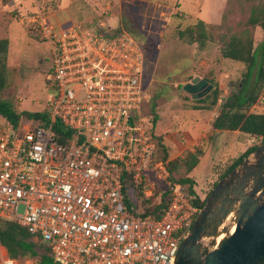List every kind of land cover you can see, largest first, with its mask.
I'll use <instances>...</instances> for the list:
<instances>
[{
	"label": "built area",
	"instance_id": "built-area-1",
	"mask_svg": "<svg viewBox=\"0 0 264 264\" xmlns=\"http://www.w3.org/2000/svg\"><path fill=\"white\" fill-rule=\"evenodd\" d=\"M52 2L34 0L19 18L50 43L53 96L43 124L14 129L0 116V217L49 244L51 264H174L201 207L157 156L143 113L145 51L100 19L56 25ZM56 122L70 134L56 133ZM250 136L252 146L263 142ZM158 184L171 200L160 217L143 214ZM0 264L38 263L0 245Z\"/></svg>",
	"mask_w": 264,
	"mask_h": 264
},
{
	"label": "rangeland",
	"instance_id": "rangeland-1",
	"mask_svg": "<svg viewBox=\"0 0 264 264\" xmlns=\"http://www.w3.org/2000/svg\"><path fill=\"white\" fill-rule=\"evenodd\" d=\"M33 1L0 0V38L10 40L7 62L9 86L0 97L10 101L19 111H46L53 96L50 43L43 41L35 30L19 20L33 11ZM186 1H190L196 10L199 7V17L183 9ZM260 2L263 0H58L51 3L49 14L56 25L63 27L83 19H100L111 30L123 28L145 37L151 52L145 80L149 99L144 103L143 113L151 121L152 133L163 137L167 130L194 129L197 128L196 121L204 119L199 131L209 137L213 130L208 124L211 110L202 108L201 118V114L196 116L199 111L196 107L209 106L212 98L200 102L199 96L190 93L184 86L195 76H201L210 80L214 88L220 89V99L224 100L244 84L246 64L223 57L221 49L231 35L241 34L246 29L253 38V48L256 49L264 41V29L248 22L252 8ZM191 5L186 4L185 8L189 11ZM199 21L207 25V38L203 44L180 38V30ZM258 69L259 63L254 67L249 86L254 83ZM192 75L193 78H190ZM214 88L207 94L212 95ZM221 103L218 101L214 108H219ZM251 110L264 112V87ZM155 115L158 117L156 123ZM37 123L36 120L23 118L21 126ZM206 138L198 147L204 149L205 155L210 145V153L197 172L187 173L184 166L174 172L177 178L192 174L196 182L194 187L201 198H206L214 183L242 153L243 142L246 148L252 146V137H243L237 131H229L225 136L215 134L210 140ZM171 156L170 160L177 157L176 153ZM131 203L136 206V201Z\"/></svg>",
	"mask_w": 264,
	"mask_h": 264
},
{
	"label": "trees",
	"instance_id": "trees-1",
	"mask_svg": "<svg viewBox=\"0 0 264 264\" xmlns=\"http://www.w3.org/2000/svg\"><path fill=\"white\" fill-rule=\"evenodd\" d=\"M3 1L9 2L11 0ZM248 22L254 26L259 25L264 29V0L252 8ZM127 31L134 35L139 41L148 59L151 46L146 44L145 37H140L139 34L132 30ZM179 36L191 43L198 42L203 44L207 38V25L204 21H199L180 30ZM221 52L222 56L225 58L246 64V81L238 90L232 91L224 100L222 99V103L218 108V115L215 117L212 127L218 130H238L244 133L254 134L261 136L264 141V112L251 110L252 106L259 98L261 88L264 87V41H262L256 49L253 48V38L249 30L246 29L241 34L231 35L229 40H227L226 44L222 47ZM8 53L9 38H0V94L9 86ZM257 63H259L258 72L256 73L254 83L249 86V79L253 77L254 67ZM190 78H193V75ZM207 81L210 83V80ZM209 98H212L209 106L199 105L196 109H215L214 106L217 105L220 99V89L216 87L212 95L203 94L199 96V101L206 102ZM0 116L7 120L14 129H17L21 125L23 118L33 119L41 124L45 123L48 117V110L19 111L10 101L0 97ZM157 118V115H155L154 123H156ZM55 131L58 134H63L65 137L70 134V131L64 129L60 122H56ZM154 140L157 144L158 158L168 161L167 165L171 174V179L174 182L180 183L183 187H186L187 194L195 196L194 202L199 207H203L211 191L206 198H201L194 187L196 182L193 177L186 175L177 178L174 172L177 171L179 167L184 166L187 173H190L200 162L204 154V149L199 147L194 152L187 153L184 158L170 160V149L165 144L164 137L155 135ZM60 141H64V139H60ZM257 146L258 145L250 146L241 153L219 179L224 177L240 162L247 158ZM217 182L218 181L214 183V186ZM131 186L132 181L128 179L125 187L128 189V187ZM157 187L152 197L142 201L143 214H152L156 217H160L167 208L172 197V192L169 188H165L161 184H158ZM132 210L135 212L137 211L136 207H132ZM0 244L8 250L13 258L19 260L33 258L38 264H51L53 261L50 245L44 242L43 239L38 237L35 233L31 232L26 226L15 220L0 217Z\"/></svg>",
	"mask_w": 264,
	"mask_h": 264
},
{
	"label": "water",
	"instance_id": "water-1",
	"mask_svg": "<svg viewBox=\"0 0 264 264\" xmlns=\"http://www.w3.org/2000/svg\"><path fill=\"white\" fill-rule=\"evenodd\" d=\"M184 87L202 96L213 85L195 76ZM174 264H264V141L218 180Z\"/></svg>",
	"mask_w": 264,
	"mask_h": 264
},
{
	"label": "crops",
	"instance_id": "crops-1",
	"mask_svg": "<svg viewBox=\"0 0 264 264\" xmlns=\"http://www.w3.org/2000/svg\"><path fill=\"white\" fill-rule=\"evenodd\" d=\"M198 3V2H197ZM191 5L190 4V1H186V2H184L183 3V9H185L188 13H192V14H194L195 15V17H199V7H198V9L196 10V9H194L193 8V6H192V8L188 11L186 8H185V5ZM201 4H200V2H199V4H198V6H200ZM9 42H10V40H9ZM201 77V76H200ZM203 78V77H202ZM207 80V79H206ZM222 99H219V101L220 102H222L221 101ZM199 111H197L196 113V116H198L199 114H201L202 116H201V118H203V114H202V110L203 109H198ZM204 112V111H203ZM210 117H209V126H211L212 127V123H213V121H214V119H215V117L218 115V108H215V109H213V110H211V113H210ZM205 116H207V114L205 115ZM204 116V117H205ZM200 117V116H199ZM204 124V119H200V121L199 122H197L196 121V125L195 126H197V128H194V129H180V130H167V131H165L164 133H163V137H164V142H165V144L169 147V149H170V156L171 155H174L175 153H176V158H179V157H181V158H184L186 155H187V153H189V152H194L197 148L196 147H198L199 145H200V143H201V140L203 139V138H206L207 137V135L205 134V133H201L200 131H199V129L202 127V125ZM212 132L209 134V137H207L206 139L207 140H210V139H212L213 137H214V135L215 134H222V135H224L225 136V133H227V132H229L230 130H218V129H214L213 127H212ZM232 132H234V131H232ZM237 132H240L241 133V135L244 137H246L247 135H249L250 136V134L249 133H244V132H241V131H238L237 130ZM225 143V142H224ZM199 148V147H198ZM210 145H208V149L206 150V152H205V155H202L203 157L201 158V160H200V162H199V164L191 171L192 173H196L197 171V169H198V167L200 166V165H202V163L204 162V159H205V156L206 155H208L210 152ZM247 148H246V146H245V142H243V151H242V153L246 150ZM240 155V154H239ZM172 157V156H171ZM237 158V157H236ZM172 159V158H171ZM173 159H175L174 157H173ZM233 163V162H232ZM190 176V175H189ZM191 177H192V174H191Z\"/></svg>",
	"mask_w": 264,
	"mask_h": 264
},
{
	"label": "flooded vegetation",
	"instance_id": "flooded-vegetation-1",
	"mask_svg": "<svg viewBox=\"0 0 264 264\" xmlns=\"http://www.w3.org/2000/svg\"><path fill=\"white\" fill-rule=\"evenodd\" d=\"M212 90V89H211ZM205 92V91H204ZM208 92H210V91H208ZM207 91L205 92V94H207L208 93Z\"/></svg>",
	"mask_w": 264,
	"mask_h": 264
},
{
	"label": "bare ground",
	"instance_id": "bare-ground-1",
	"mask_svg": "<svg viewBox=\"0 0 264 264\" xmlns=\"http://www.w3.org/2000/svg\"><path fill=\"white\" fill-rule=\"evenodd\" d=\"M222 236V235H221Z\"/></svg>",
	"mask_w": 264,
	"mask_h": 264
}]
</instances>
